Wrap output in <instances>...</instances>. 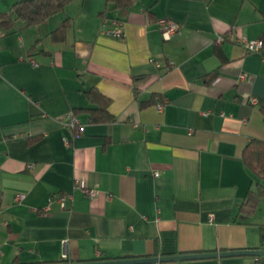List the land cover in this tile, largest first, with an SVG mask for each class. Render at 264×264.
<instances>
[{"label":"crops","instance_id":"0c3cea01","mask_svg":"<svg viewBox=\"0 0 264 264\" xmlns=\"http://www.w3.org/2000/svg\"><path fill=\"white\" fill-rule=\"evenodd\" d=\"M16 1L0 0V264L264 248V201L241 210L254 181L243 151L264 141V49L216 43L229 31L262 37L264 0H134L125 9L72 0L39 23L6 28L1 14ZM162 17L180 24L170 40ZM112 19L125 22L123 38L101 33ZM100 104L113 119L90 120L86 108ZM75 109L81 132L61 123ZM70 194L64 208L54 201L43 211Z\"/></svg>","mask_w":264,"mask_h":264},{"label":"trees","instance_id":"16d2710c","mask_svg":"<svg viewBox=\"0 0 264 264\" xmlns=\"http://www.w3.org/2000/svg\"><path fill=\"white\" fill-rule=\"evenodd\" d=\"M70 1L72 0H18L12 4L11 13L1 14V23L6 28L14 25V21L16 20H22L26 25L36 24L53 14L63 11ZM109 1H112L116 7L125 9L129 7L134 0ZM68 27L69 18H66L61 25L53 31L54 38L57 40L64 39ZM262 38L264 41V34ZM215 76L216 72L211 73L208 75L207 80L210 81ZM85 92L91 97L93 102H96L98 98H103L108 102V100L95 88H86ZM152 98L145 102H153L154 97ZM105 105L106 104H100L91 108H86V111L89 112L91 121L97 122L113 119V116L108 112L107 106ZM74 112L76 113L77 110L75 109ZM242 157L246 166L253 173L254 181L241 203V210L244 213L251 214L255 211L257 205L261 201H264V141L257 138L251 139L245 146ZM103 258L104 257H99V259ZM256 264H264V256L258 257Z\"/></svg>","mask_w":264,"mask_h":264},{"label":"built area","instance_id":"2783aa9c","mask_svg":"<svg viewBox=\"0 0 264 264\" xmlns=\"http://www.w3.org/2000/svg\"><path fill=\"white\" fill-rule=\"evenodd\" d=\"M157 24L159 26V29L162 33V36L166 40H170L180 29V24L176 22L175 20H172L167 17H162L157 19ZM124 25L125 22L120 19H112V20H105L103 24L101 25L100 31L102 34L111 36L114 38H123L124 37ZM226 39H232L235 40L236 42L241 43L245 49L248 52H257L261 51L264 47V41L262 37L258 38H251L248 36H234L232 31L227 32L226 34L220 35L216 38V43H221ZM253 102H256V98H253ZM162 105H160L161 107ZM61 123L65 125L71 132H76V131H83L84 129V124L80 120L79 116L74 112V110H70L67 112L63 118L61 119ZM155 175H158L156 173ZM87 194L90 196H93L97 193V189L95 188H90L85 190ZM18 199L22 198L21 195L17 196ZM70 198L72 199L73 196L70 195H65V196H59V197H52L50 198L48 205L43 209L44 212H48L53 204L54 201H57L62 208L66 206V199ZM68 255L66 251V245L64 246V252L62 254L63 258H66Z\"/></svg>","mask_w":264,"mask_h":264},{"label":"water","instance_id":"95a60500","mask_svg":"<svg viewBox=\"0 0 264 264\" xmlns=\"http://www.w3.org/2000/svg\"><path fill=\"white\" fill-rule=\"evenodd\" d=\"M235 255H251L256 257L264 256V248L237 249L226 251L198 252L173 255H161L150 257L120 258V259H98L94 261H78L72 263H54V264H150L163 261H178L189 259H202Z\"/></svg>","mask_w":264,"mask_h":264}]
</instances>
